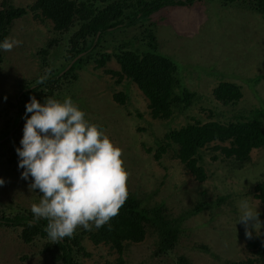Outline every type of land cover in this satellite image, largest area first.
<instances>
[{
  "label": "trees",
  "instance_id": "trees-1",
  "mask_svg": "<svg viewBox=\"0 0 264 264\" xmlns=\"http://www.w3.org/2000/svg\"><path fill=\"white\" fill-rule=\"evenodd\" d=\"M195 1L35 0L17 7L11 0H0V75L3 47L15 19L29 15L38 22L48 21L52 33L36 53V76L0 90V140L4 138L0 141V165L26 179L39 201L32 208L11 200L0 202V227L15 229L17 239L27 248L22 261L84 264L93 257L86 241L94 248L104 247L105 255H111L92 264H128L127 247L145 241L150 234L154 255L168 256L179 240L185 218L209 205L203 201L204 191L200 200L176 216L163 200L149 204L153 199L139 196L113 179L105 148L96 144L93 133L70 129L60 111V94L77 79L76 70L90 63L118 81L133 82L147 100L152 119L167 120L175 109H188L198 95L182 85L174 61L158 52L152 21L165 6H192ZM218 1L223 7L235 5L264 18V0ZM125 38L132 40L125 42ZM111 58L117 69L106 67ZM212 95L222 105H234L242 93L237 84L219 81ZM113 98L125 104L127 95L116 93ZM263 146L264 108L257 107L226 121L194 118L165 133L154 157L159 160L173 148L174 159L197 182H203V150L212 153L213 160L220 157L238 165L249 160L252 149ZM44 161L46 169L42 168ZM84 166L96 171L108 185L102 188L82 174ZM251 192L264 205V178L255 182ZM222 199L218 197L214 203ZM199 249L209 252L205 245ZM245 249V258L223 263L264 262V233L251 236ZM175 264H189V260L180 255Z\"/></svg>",
  "mask_w": 264,
  "mask_h": 264
},
{
  "label": "rangeland",
  "instance_id": "rangeland-1",
  "mask_svg": "<svg viewBox=\"0 0 264 264\" xmlns=\"http://www.w3.org/2000/svg\"><path fill=\"white\" fill-rule=\"evenodd\" d=\"M34 1L11 0L17 7ZM152 22L158 52L174 61L182 85L198 95L189 108L184 112L175 109L167 120L152 119L147 100L133 82L118 81L90 63L76 70L77 79L60 94L61 114L67 117L70 129L93 133L96 144L107 152L113 179L139 196L153 199L149 204L163 200L170 214L176 216L200 200L204 191L203 201L209 205L185 218L172 253L155 256L150 234L145 241L127 247L128 264H175L180 255L188 258L189 264L239 261L248 256L246 241L264 233V205L251 192L255 182L264 178V146L252 149L249 160L238 165L220 157L213 160L212 153L203 150V182H197L174 159L173 148L159 160L154 149L165 133L194 118L226 121L246 115L250 109L264 108V18L235 5L223 7L218 0H198L192 6H165ZM51 36L48 21L38 22L25 15L12 22L3 47L0 90L11 89L19 79L36 76V53ZM138 44L142 45L140 41ZM106 67L117 69L118 65L111 58ZM219 81L240 87L242 95L236 104L222 105L214 99L212 89ZM116 93L127 95L125 104L115 101ZM47 167L44 161L42 168ZM83 170L82 174L97 185H108L96 171L86 166ZM221 196L223 199L214 203ZM8 200L30 208L39 202L26 179L0 165V202ZM16 235L15 229L0 227V264L36 263V259H20L27 248ZM84 243L93 253L84 264L105 255L104 247ZM200 245L209 252L201 251Z\"/></svg>",
  "mask_w": 264,
  "mask_h": 264
},
{
  "label": "water",
  "instance_id": "water-1",
  "mask_svg": "<svg viewBox=\"0 0 264 264\" xmlns=\"http://www.w3.org/2000/svg\"><path fill=\"white\" fill-rule=\"evenodd\" d=\"M97 34H98V33H97ZM81 54H82V53H81ZM74 60H75V59H74ZM74 60H73V61H74ZM8 135H9V134H8ZM8 135H7V136H8ZM7 136H5V138H6ZM3 139H4V138H3ZM3 139H1L0 141H2Z\"/></svg>",
  "mask_w": 264,
  "mask_h": 264
}]
</instances>
